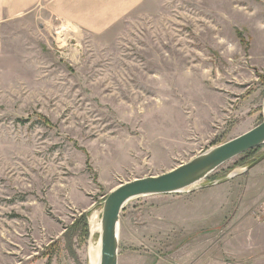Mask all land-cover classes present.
<instances>
[{"label": "rangeland", "instance_id": "374dc122", "mask_svg": "<svg viewBox=\"0 0 264 264\" xmlns=\"http://www.w3.org/2000/svg\"><path fill=\"white\" fill-rule=\"evenodd\" d=\"M65 26L0 31V264H91L92 224L115 188L264 122V0H146L102 35ZM263 155L221 167L206 182L235 177L213 190L130 202L119 264L246 261V250L264 264V162L247 170ZM180 200L193 212L176 228Z\"/></svg>", "mask_w": 264, "mask_h": 264}, {"label": "water", "instance_id": "95a60500", "mask_svg": "<svg viewBox=\"0 0 264 264\" xmlns=\"http://www.w3.org/2000/svg\"><path fill=\"white\" fill-rule=\"evenodd\" d=\"M263 147L264 122L165 174L135 179L115 188L104 203L100 264H119L121 215L130 202L144 197L203 191L224 185L235 176L213 182L206 181L227 163ZM263 162L264 155L247 170L250 171Z\"/></svg>", "mask_w": 264, "mask_h": 264}, {"label": "crops", "instance_id": "0c3cea01", "mask_svg": "<svg viewBox=\"0 0 264 264\" xmlns=\"http://www.w3.org/2000/svg\"><path fill=\"white\" fill-rule=\"evenodd\" d=\"M145 2L146 0H0V31L3 29L2 26L18 20L42 19L47 25L50 21L55 20L66 25L68 30L88 31L94 35H102L107 31H112L122 21L128 19ZM221 207L225 209L224 205ZM251 211L249 205L238 206L231 214L230 220L235 221L241 213ZM192 212L191 206H187L183 200L175 201L169 205V215L172 214L171 219L176 228L181 226L183 221L185 227L191 224ZM260 230L264 233V227H261ZM255 231L256 228L250 232ZM177 233L181 234L182 231L175 229L174 234ZM256 234L258 233L255 232L254 235L256 236ZM140 239L138 236L137 240ZM251 251H245L247 253L246 261H235V254H230L227 258L224 257L223 260L210 264H260L261 259H255ZM253 253H257V250ZM184 259L192 261L185 262ZM175 261V264H200L193 260V256H177Z\"/></svg>", "mask_w": 264, "mask_h": 264}, {"label": "bare ground", "instance_id": "6f19581e", "mask_svg": "<svg viewBox=\"0 0 264 264\" xmlns=\"http://www.w3.org/2000/svg\"><path fill=\"white\" fill-rule=\"evenodd\" d=\"M92 225H93V228H92L93 232L101 233L102 223L99 220H96L95 222H93ZM100 255H101V241L97 247L92 248L91 264H100Z\"/></svg>", "mask_w": 264, "mask_h": 264}, {"label": "built area", "instance_id": "2783aa9c", "mask_svg": "<svg viewBox=\"0 0 264 264\" xmlns=\"http://www.w3.org/2000/svg\"><path fill=\"white\" fill-rule=\"evenodd\" d=\"M263 212H264V207H263Z\"/></svg>", "mask_w": 264, "mask_h": 264}, {"label": "trees", "instance_id": "16d2710c", "mask_svg": "<svg viewBox=\"0 0 264 264\" xmlns=\"http://www.w3.org/2000/svg\"><path fill=\"white\" fill-rule=\"evenodd\" d=\"M254 151V150H253Z\"/></svg>", "mask_w": 264, "mask_h": 264}]
</instances>
